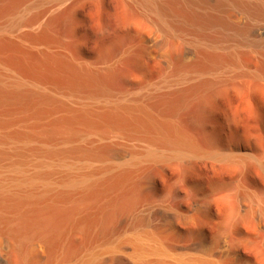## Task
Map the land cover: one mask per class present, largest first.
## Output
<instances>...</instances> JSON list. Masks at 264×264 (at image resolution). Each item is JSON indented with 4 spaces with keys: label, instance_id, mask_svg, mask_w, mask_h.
<instances>
[{
    "label": "bare ground",
    "instance_id": "bare-ground-1",
    "mask_svg": "<svg viewBox=\"0 0 264 264\" xmlns=\"http://www.w3.org/2000/svg\"><path fill=\"white\" fill-rule=\"evenodd\" d=\"M125 4L163 41L184 44L175 59L163 52L165 75L147 93L114 94L103 73L70 56L33 57L27 46L7 59L0 46V264H264V206L254 194L244 199L252 206H223L224 218L207 226L206 206H130L129 192L145 168L170 159L241 171L253 159L264 171V141L258 155L238 138L203 149L177 119L236 67L264 90V46L246 71L225 41L245 34L264 3ZM114 66L106 64L108 75ZM115 145L129 147L130 157L113 161Z\"/></svg>",
    "mask_w": 264,
    "mask_h": 264
},
{
    "label": "rangeland",
    "instance_id": "rangeland-1",
    "mask_svg": "<svg viewBox=\"0 0 264 264\" xmlns=\"http://www.w3.org/2000/svg\"><path fill=\"white\" fill-rule=\"evenodd\" d=\"M138 10H129L125 0H0L2 57H22L21 50L31 46L33 57L44 51L91 65L104 74L114 94L149 92L147 84L165 75L163 52L175 59L183 54L184 44L175 36L163 41ZM249 22L245 34L225 39L234 62L246 71L259 62L264 15ZM147 35L154 37L151 43H145ZM106 64L115 65L112 75L106 73ZM236 68L222 84L189 101L177 119L203 149H219L238 138L258 155L264 141V90L249 76H238ZM130 155L125 145L110 152L117 162ZM247 162L242 171L207 158L155 163L132 184L130 206H206L202 220L207 226L224 218L223 206H252L244 201L247 193L264 206V171L253 159Z\"/></svg>",
    "mask_w": 264,
    "mask_h": 264
}]
</instances>
